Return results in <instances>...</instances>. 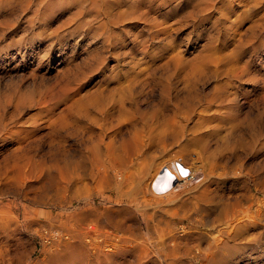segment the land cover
I'll list each match as a JSON object with an SVG mask.
<instances>
[{"label":"rangeland","instance_id":"obj_1","mask_svg":"<svg viewBox=\"0 0 264 264\" xmlns=\"http://www.w3.org/2000/svg\"><path fill=\"white\" fill-rule=\"evenodd\" d=\"M263 44L264 0H0V264H264Z\"/></svg>","mask_w":264,"mask_h":264},{"label":"bare ground","instance_id":"obj_2","mask_svg":"<svg viewBox=\"0 0 264 264\" xmlns=\"http://www.w3.org/2000/svg\"><path fill=\"white\" fill-rule=\"evenodd\" d=\"M264 45V44H263ZM227 60V59H226ZM225 61V60H224ZM246 68V67H245ZM243 75V74H242ZM121 105V104H120ZM69 107V106H68ZM190 108V107H189ZM70 112L71 115H73V117H75L76 114V110L75 107L71 106L70 107ZM82 112V111H81ZM87 112V111H86ZM84 113V112H83ZM85 116V114H84ZM85 117H83L84 119ZM176 118V117H175ZM101 120V119H100ZM174 120V119H173ZM80 121V120H79ZM88 121V120H87ZM91 122V121H90ZM96 122V121H95ZM74 123V122H73ZM176 123V127L178 126L179 131H183L187 129V125L186 123H180L175 122ZM84 124V123H83ZM96 124V123H95ZM74 126V125H73ZM81 126V125H80ZM175 126V125H174ZM86 127V126H85ZM93 127V126H92ZM75 129V128H74ZM82 129V128H81ZM86 130V129H85ZM84 131V130H83ZM196 131V130H195ZM93 132V131H92ZM166 133V132H165ZM163 135V134H162ZM159 139V138H158ZM134 145H136L137 147H141V143L140 142H132ZM21 144V143H20ZM189 172L188 169H184L180 167V170H178V173H176L172 168L168 167V165H166L157 175V179L155 180L157 183L158 189H160V191L164 193H169V192H173L174 190L177 189H181L182 187H184L187 184V179L188 176L186 175V173ZM191 172V171H190ZM181 173H183L184 175H181ZM197 176L195 173L191 172V176ZM193 176V177H194ZM176 178V180H175ZM183 182V183H182ZM155 183V182H154ZM174 184H177L176 186H174ZM120 187V186H119ZM154 187V188H155ZM186 188V187H185ZM122 189V188H121ZM164 189V190H163ZM183 189V188H182ZM156 190L153 189L152 187V191ZM163 190V191H162ZM156 192V191H155ZM154 193V192H153ZM156 194V193H154ZM160 197V196H159ZM227 218V217H226ZM234 245V244H233ZM132 249L131 248L128 250L129 253H132ZM243 250V247L239 246V245H235V246H230L228 245V243L223 244L222 246H218V245H213V244H209L208 246H206L203 249H197V253H199L201 256L204 255L203 257V261L205 262V264H221L222 260L224 259V252H231L233 253L235 256L239 255L241 253V251ZM140 251V250H139ZM178 251V250H177ZM192 252V249L190 247H187L186 249V254L190 255ZM243 253V251H242ZM172 255H166L165 259H166V264H171V262H169L170 259L174 258V252H171ZM90 257L89 259H101V254L100 252L98 253H91L88 254ZM240 256V255H239ZM76 258V257H75ZM225 260V259H224ZM87 264H96L95 262L92 263L90 261H87ZM121 264H125V262L121 263ZM129 264V263H126Z\"/></svg>","mask_w":264,"mask_h":264},{"label":"built area","instance_id":"obj_3","mask_svg":"<svg viewBox=\"0 0 264 264\" xmlns=\"http://www.w3.org/2000/svg\"><path fill=\"white\" fill-rule=\"evenodd\" d=\"M165 165H168V167L172 168L176 173H178V170H180V167L181 168H184V169H190L189 167H187L183 162L182 160H173V161H170L169 163L165 164ZM191 170V169H190ZM181 175H184L183 173H181ZM186 175L188 176V182L189 184L190 183H193L195 182L196 180V176H191V172H187ZM185 176V175H184ZM176 180V178H175Z\"/></svg>","mask_w":264,"mask_h":264}]
</instances>
